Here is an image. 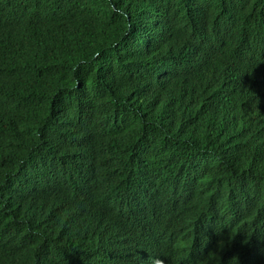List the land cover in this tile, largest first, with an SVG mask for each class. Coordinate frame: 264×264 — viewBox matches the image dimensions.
Returning a JSON list of instances; mask_svg holds the SVG:
<instances>
[{"label":"trees","instance_id":"16d2710c","mask_svg":"<svg viewBox=\"0 0 264 264\" xmlns=\"http://www.w3.org/2000/svg\"><path fill=\"white\" fill-rule=\"evenodd\" d=\"M49 31L47 64L0 71L16 100L0 150V264L264 261V63L249 73L236 49L254 33L264 56V0H55ZM194 38L213 47L202 60ZM218 84L235 102L209 109ZM86 121L81 156L70 138ZM84 167L108 184L87 209L65 189ZM118 182L138 213L114 200ZM136 217L132 256L115 257L99 223L116 233Z\"/></svg>","mask_w":264,"mask_h":264},{"label":"clouds","instance_id":"9594fccd","mask_svg":"<svg viewBox=\"0 0 264 264\" xmlns=\"http://www.w3.org/2000/svg\"><path fill=\"white\" fill-rule=\"evenodd\" d=\"M36 3H40V6H34ZM55 0H31L24 2L23 0H0V71L12 70L14 68H23L28 71L37 70L39 63L42 65L47 64L45 62L47 53L43 50L45 42L49 40L54 42L49 31V25L53 16V7ZM230 17H224L220 19V24L216 28L219 32L227 30ZM92 29V28H91ZM211 28L204 29V32L209 35ZM88 32H91L89 30ZM253 34L251 37H246L241 44L236 46L237 51H243V54H239L241 59L246 62V57L251 56L248 59L247 64L249 66V73H253L256 63H264V56L260 50L261 40L257 34ZM210 44V39L208 41ZM192 48L189 50V54L193 56V59L200 58L207 55L209 48L213 49L212 45H208L206 49L201 47L199 38H194L191 41ZM197 67V65L194 66ZM261 88V86H259ZM254 89V88H253ZM206 103L210 109L215 100H224L225 102H235L233 98L224 91L219 93L218 89H212L211 86L207 87ZM237 96L236 93H234ZM238 97V96H237ZM226 98V99H223ZM4 100L5 104L0 103V150L6 146V127H7V113L16 105L15 94L12 88H8L2 80H0V100ZM222 102V101H220ZM249 107V105H246ZM260 112L264 114V107L259 106ZM217 122H225L223 112L220 110L217 116ZM89 122H84L82 125H73L74 131L71 135V141L73 145H77V151L83 156V152L90 150V136L93 130L90 128ZM84 134L85 137L82 135ZM88 142V143H87ZM82 143V147L79 148L78 144ZM75 149V147H74ZM92 152L90 151V154ZM74 179H70L65 184V189L69 193L73 204L76 207L83 209L88 208V202L90 197H107L108 184L106 180L94 175L90 172L88 167L82 168ZM104 177V176H103ZM106 178V177H104ZM120 189H114V200L120 203V200L125 202V207H128V212L136 214L141 208L135 209L136 201H132L134 197L129 199L128 187L123 182H118ZM119 191L120 194H115ZM124 194V195H123ZM123 195V196H122ZM108 198V197H107ZM188 202H184L177 198L178 202L192 204L197 196L191 192L188 194ZM121 204V203H120ZM125 231L119 230L114 233L112 227H109L106 222L99 223V227L96 230L105 231L110 234V239L106 238V242H110L112 245V252L115 257L123 258L124 252L122 247L124 246L129 254L131 251L126 244V235H130L134 238L141 237V221L140 217L126 219L121 225ZM260 235V234H259ZM257 235V236H259ZM100 245L102 246L103 235L100 234ZM107 252L110 253V247L107 246ZM132 256V255H131ZM264 261L259 262L263 264ZM148 264H166L164 261L154 259Z\"/></svg>","mask_w":264,"mask_h":264},{"label":"water","instance_id":"95a60500","mask_svg":"<svg viewBox=\"0 0 264 264\" xmlns=\"http://www.w3.org/2000/svg\"><path fill=\"white\" fill-rule=\"evenodd\" d=\"M34 6H40V3H36ZM38 71H41V70L39 69ZM34 77H35L36 79H38V80L43 81V77H42V76L36 75V76H34ZM263 83H264V81H263ZM261 87H263L262 84H261ZM211 88H212V89H218V90H219V93L225 91V88H224L221 84H218V85H212ZM0 103H1V104H5V101L2 99V100H0ZM11 112H12L13 114H15V111L11 110ZM71 179H74V177H71Z\"/></svg>","mask_w":264,"mask_h":264},{"label":"bare ground","instance_id":"6f19581e","mask_svg":"<svg viewBox=\"0 0 264 264\" xmlns=\"http://www.w3.org/2000/svg\"><path fill=\"white\" fill-rule=\"evenodd\" d=\"M178 196V195H177ZM177 196H175V197H177ZM182 196H186V195H182ZM182 196H180V197H177V198H182ZM261 238V239H264V238H262L261 236H257V238ZM259 240V239H258ZM171 251H173V252H175L174 250H171ZM233 264H236V263H233Z\"/></svg>","mask_w":264,"mask_h":264}]
</instances>
